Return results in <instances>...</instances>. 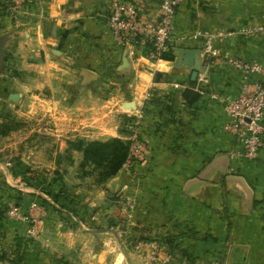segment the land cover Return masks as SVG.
I'll use <instances>...</instances> for the list:
<instances>
[{"label":"crops","instance_id":"1","mask_svg":"<svg viewBox=\"0 0 264 264\" xmlns=\"http://www.w3.org/2000/svg\"><path fill=\"white\" fill-rule=\"evenodd\" d=\"M25 1L16 19L0 15V123L11 117L18 123L4 139L18 138L20 152L28 123L35 140L49 122L52 135L66 143L127 145L121 126L144 112L145 103L157 111L154 99L169 96L175 111L173 122L161 127L157 115H144L147 155L132 168L117 163L113 145L108 177L83 183L95 190L80 194L85 213L83 221L74 219L76 226L20 177L12 185V168L0 162V181L24 195L21 214L28 216L31 204L40 208L38 232L23 248L25 264H148L150 254L162 257V251L172 253L171 264H264V134L259 157L249 162L231 157L235 142L223 130L225 101L238 95L242 82L225 60L264 62V37L239 34L261 24L263 0H183L177 6L173 35L186 38L179 50L199 51L194 81L178 52L152 63L131 60L115 47L105 21L110 0ZM153 1L146 3L147 15L157 13ZM197 31L220 34L212 40L203 93L195 90L206 66ZM147 93L154 97L149 102ZM70 146L69 153L79 155ZM74 163L50 168L77 194L78 180L65 172L75 170ZM126 195L134 203L131 239L107 225ZM3 224L6 238L23 235V222Z\"/></svg>","mask_w":264,"mask_h":264},{"label":"built area","instance_id":"2","mask_svg":"<svg viewBox=\"0 0 264 264\" xmlns=\"http://www.w3.org/2000/svg\"><path fill=\"white\" fill-rule=\"evenodd\" d=\"M149 0H110L107 3L105 15L106 28L110 34L114 46L121 49L131 60L142 56L149 62H158L175 54L179 45L185 37H174L173 18L175 10L183 0H154L157 5L155 16L147 15L145 12L146 3ZM152 1V0H150ZM25 0H6V17L16 19L19 12L25 9ZM264 2V0H263ZM239 34L244 36L264 37V15L260 25L252 28H242ZM217 35L197 31L194 36L203 40V57L206 62L203 72L198 76L195 90L203 93L201 87L208 83L205 72L209 60L214 54L212 40ZM226 64L240 72L242 82L238 95L228 99L224 104V112L227 118L223 130L228 133L235 142L231 157L243 158L245 161H254L259 157L263 146L264 134V62L256 60H242L238 57H229ZM254 76H258L256 79ZM151 93L146 94V99L151 100ZM146 100V102H147ZM149 104H144V110H148ZM147 127L144 113L132 117L128 122V155L125 166L132 168L135 163L143 160L147 155ZM134 203L130 196H125L119 206V214L123 219L122 232L129 239L132 234V213ZM40 208L31 204L29 218L31 219L32 231L39 227V217L36 212ZM8 216L13 220L24 221L27 216L12 206L8 209ZM162 257L154 253L148 257V264H171L172 253L163 252ZM189 262H182L188 264ZM196 264H220L218 262H200Z\"/></svg>","mask_w":264,"mask_h":264},{"label":"rangeland","instance_id":"3","mask_svg":"<svg viewBox=\"0 0 264 264\" xmlns=\"http://www.w3.org/2000/svg\"><path fill=\"white\" fill-rule=\"evenodd\" d=\"M130 122V120L128 121ZM32 124L28 123L26 132L28 134V138L26 139V148L22 149L20 152L19 147V140L18 138H11V139H4V136H8L12 134L13 132L18 131V123L13 119V117L6 119L5 121L0 123V162L1 163H8V168H12V174L15 175L13 178L11 176V184L12 185H19L17 177H20L21 180H23V176L30 177V175H25V171H29L31 173V177H33V173H45L46 180L49 181L50 175L52 176L54 172L57 173V170H53L50 167L51 166H69L71 162H75V170H66L69 175L71 174L72 177L77 179V183H75L74 188L78 191L77 194H73L74 191H66V189H61L60 191L63 193V199L62 201H65L68 199H71L72 203L69 204L70 210L67 211L65 209H62V211L69 216L70 220L73 222L75 218H77L75 215V212H80L83 208V205L80 204V194H88L92 193L93 186L91 187H84V181L90 180L89 183L91 185L94 183V181H98L99 184L103 183V181L108 177V174L110 173L109 168H112V162H114L112 157V150L114 141H107V142H90L86 146H83L81 144L82 140H75L74 142L68 140L66 141L64 139H60L58 135H52L51 128L53 127L52 123L44 122L42 127V133L37 134L38 139L35 140L34 138V126H31ZM123 132L128 133V123L127 125L121 126ZM53 129V128H52ZM45 132V133H44ZM56 134V133H53ZM127 146H128V140ZM71 143H74L73 148H75V151H79V155L73 154L72 152L69 153L70 145ZM63 146V147H61ZM62 148V149H60ZM60 150H62V153H60ZM128 155V154H127ZM126 163V162H125ZM43 164V166H41ZM59 174V173H58ZM13 179H16L17 182L15 183ZM47 185V184H46ZM94 185V184H93ZM96 185V184H95ZM98 185V184H97ZM32 188L33 190H36L38 192H41L40 190L27 186ZM23 189V188H22ZM76 192V191H75ZM43 193V192H41ZM90 194H88L89 196ZM47 196V195H46ZM50 198V197H49ZM52 201V199L50 198ZM14 206L12 203L8 205V209L10 207ZM59 205L56 204V209ZM73 208V209H72ZM119 208V206H118ZM117 208V209H118ZM61 210V209H60ZM119 209L116 212V215H118ZM75 214V215H74ZM78 219V218H77ZM79 220V219H78ZM123 220V219H122ZM18 221V220H17ZM80 221V220H79ZM24 223V229H23V235L20 236L24 238V242H27L28 240H34L36 233L38 232V229L35 231H32V224L31 219L29 216H27V219H24V221H21ZM81 222V221H80ZM76 223V222H75ZM92 224H94V219L91 221ZM77 224V223H76ZM39 228V227H38ZM135 238V236H134ZM2 245L0 244V249H2ZM5 252L8 253L6 249H4ZM24 249H21L17 252V254H20L21 256L24 254ZM17 254L10 255L11 258L16 256ZM3 264H13L10 262H3Z\"/></svg>","mask_w":264,"mask_h":264},{"label":"trees","instance_id":"4","mask_svg":"<svg viewBox=\"0 0 264 264\" xmlns=\"http://www.w3.org/2000/svg\"><path fill=\"white\" fill-rule=\"evenodd\" d=\"M6 0H0V15L5 16L6 11ZM174 57L172 54L168 55L165 60H173ZM154 99L153 103L155 106L158 107L156 110H144V115H148L149 113H153L157 115V126L161 127L164 125H167L168 123L173 122L175 117V111L173 109L172 105V99L169 96H163L162 100ZM131 120V118H126L125 123H128V121ZM123 132V130H122ZM125 133V132H123ZM114 146H116L117 149V155H116V161L117 163H120L122 160L123 162L126 161L127 154H128V146L120 144L117 141H114ZM113 151V150H112ZM113 155V154H112ZM53 175H50L49 181L46 180L45 173H33V177H31V173L28 171H25V175H30V177L23 176V184L26 186L34 187L41 192H43L45 195L50 197L52 201L59 205L60 209H65L67 211L70 210L69 204L72 203L71 199L62 201L63 199V193L60 191L63 189L61 184V179L59 178L58 174L56 172L52 173ZM47 184V185H46ZM24 195L19 192L18 190L12 189L8 186H6L3 182L0 181V244L2 245V249H0V264H3V262H10L13 264H25V255L22 256L20 254H17V252L24 247L27 246V243L24 242V238H22L19 234H15V236L10 240L5 237V232L3 229V223L8 220H13L8 216V205L12 203L18 210L19 206L23 200ZM69 209V210H68ZM73 209V208H72ZM57 214L61 216L62 219L66 221H70L71 226H76L77 224L70 220L69 216H67L62 210H56ZM85 213V210L82 208L80 212H75V216L80 220L83 221V215ZM122 218L118 212L117 216H114L111 221L107 223V225L115 226L117 225L120 227V229H123L122 224ZM133 236H130V238ZM6 249L8 251L5 252ZM24 251V250H23ZM15 255L13 258H11L10 255ZM183 260V259H182ZM186 261V260H185ZM182 262V261H181ZM189 262V261H188ZM65 263V262H64ZM188 264H193L192 262Z\"/></svg>","mask_w":264,"mask_h":264},{"label":"water","instance_id":"5","mask_svg":"<svg viewBox=\"0 0 264 264\" xmlns=\"http://www.w3.org/2000/svg\"><path fill=\"white\" fill-rule=\"evenodd\" d=\"M199 51L196 49H180L178 50L179 61L186 67L192 69L191 80H195L198 72L200 71V65L197 62Z\"/></svg>","mask_w":264,"mask_h":264}]
</instances>
